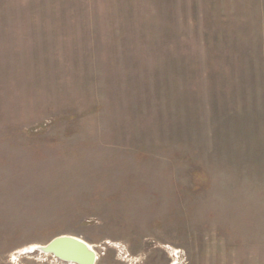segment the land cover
<instances>
[{
	"label": "rangeland",
	"instance_id": "rangeland-1",
	"mask_svg": "<svg viewBox=\"0 0 264 264\" xmlns=\"http://www.w3.org/2000/svg\"><path fill=\"white\" fill-rule=\"evenodd\" d=\"M60 235L264 264V0H0V264Z\"/></svg>",
	"mask_w": 264,
	"mask_h": 264
},
{
	"label": "water",
	"instance_id": "water-1",
	"mask_svg": "<svg viewBox=\"0 0 264 264\" xmlns=\"http://www.w3.org/2000/svg\"><path fill=\"white\" fill-rule=\"evenodd\" d=\"M43 254L52 255L67 264H96L98 254L92 245L72 235H60L45 245L31 248Z\"/></svg>",
	"mask_w": 264,
	"mask_h": 264
},
{
	"label": "bare ground",
	"instance_id": "bare-ground-1",
	"mask_svg": "<svg viewBox=\"0 0 264 264\" xmlns=\"http://www.w3.org/2000/svg\"><path fill=\"white\" fill-rule=\"evenodd\" d=\"M176 254L178 255V251L176 252Z\"/></svg>",
	"mask_w": 264,
	"mask_h": 264
}]
</instances>
